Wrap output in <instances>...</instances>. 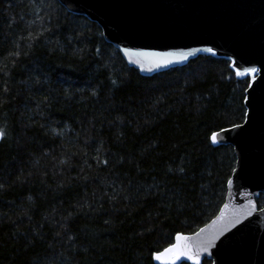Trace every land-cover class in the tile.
Here are the masks:
<instances>
[{
	"label": "trees",
	"instance_id": "16d2710c",
	"mask_svg": "<svg viewBox=\"0 0 264 264\" xmlns=\"http://www.w3.org/2000/svg\"><path fill=\"white\" fill-rule=\"evenodd\" d=\"M245 80L211 55L144 76L58 0H0V264H155L224 201L210 135Z\"/></svg>",
	"mask_w": 264,
	"mask_h": 264
},
{
	"label": "water",
	"instance_id": "95a60500",
	"mask_svg": "<svg viewBox=\"0 0 264 264\" xmlns=\"http://www.w3.org/2000/svg\"><path fill=\"white\" fill-rule=\"evenodd\" d=\"M58 1L68 11L97 23L104 39L120 51L128 65L144 76L185 65L198 55H211L226 59L229 64L236 61L240 69H260L257 80L264 82V0ZM124 48L192 54L187 60L167 67L157 68L155 63L146 60L143 68L154 69L148 71L129 63ZM206 48H212L216 54L204 51ZM219 141L211 144L230 145L235 154V165L228 178L233 184L230 186L227 180L224 201L213 218L196 231L181 234L193 237L195 243L196 233L212 225L223 210V218L215 228L227 227L214 246L207 252H200V264L204 259L210 260V264H264V206L258 207L256 202L264 193V125L257 122L243 131L221 132ZM172 243H175V236ZM153 261L160 264L154 258ZM182 262L193 264L186 257L175 264Z\"/></svg>",
	"mask_w": 264,
	"mask_h": 264
},
{
	"label": "snow or ice",
	"instance_id": "6c2138e0",
	"mask_svg": "<svg viewBox=\"0 0 264 264\" xmlns=\"http://www.w3.org/2000/svg\"><path fill=\"white\" fill-rule=\"evenodd\" d=\"M204 51L215 55L216 53L212 48H206ZM124 55L128 58L129 63L136 64L141 67V70L152 71L153 68L144 69L143 63L148 60L155 63V67H167L171 63H181L188 59V56L192 53L185 54L180 53H154L145 52L139 50H133L130 48L123 49ZM229 67L234 70L236 77L244 78L248 77L250 80H245V87L242 90L240 97L241 100V119L243 123H232L231 128H221L219 132H213L210 137L212 144H218L221 132L227 133L232 129L245 130L246 126L254 125L259 122L264 125V82H258L257 73L260 69L256 67H248L240 69L236 61H232ZM5 133L0 130V139L4 137ZM228 184L231 186L233 180L229 179ZM251 205V202H250ZM227 208V205H225ZM264 211V210H262ZM223 218V210L221 216L217 217L216 221H213L212 225H206L205 228L200 229L196 233L195 243H193V237L177 233L175 235V243L164 248L163 251L154 253L153 258L160 262V264H175V262L181 257H186L193 261V264H200L199 255L200 252H207L209 247L214 246L215 240L225 230L227 225L223 227L215 228L218 221ZM234 223V222H232ZM207 233V235H205Z\"/></svg>",
	"mask_w": 264,
	"mask_h": 264
}]
</instances>
